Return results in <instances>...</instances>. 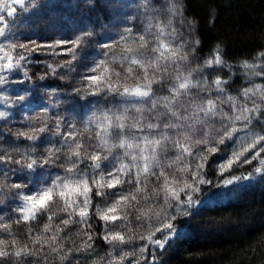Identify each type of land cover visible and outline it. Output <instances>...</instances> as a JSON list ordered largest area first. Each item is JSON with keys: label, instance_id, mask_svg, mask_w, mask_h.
<instances>
[{"label": "trees", "instance_id": "obj_1", "mask_svg": "<svg viewBox=\"0 0 264 264\" xmlns=\"http://www.w3.org/2000/svg\"><path fill=\"white\" fill-rule=\"evenodd\" d=\"M25 3L32 5L27 12L19 5H14L12 8H16V13L13 16L9 17L6 12L2 14L9 26L14 25L15 36L22 41L29 37L45 43L74 40L85 28L91 29L94 35L85 38L86 42L76 49V60L71 65L74 71H68V65L60 66L72 57L68 49L57 47L41 49L32 55L33 63L28 64L25 69L30 80L25 79L19 70L2 74L7 76V82L0 90L8 91L9 102L6 117L0 118V153H7L14 159L22 156L40 159L49 149L59 151L54 152V164L38 168L34 173H29L26 169L23 173L6 172L4 169H11L13 165H0V187L19 182L26 185L24 191H27L50 187L58 177L74 178V174L66 172V168L71 166L75 157L69 160L66 155L68 148H60L65 142L53 131L56 123L59 121L62 129L78 133L77 139L87 147L89 136L97 131L95 125L101 114L109 108L119 107L120 98L106 96L103 92L96 96L87 95L83 91V77L102 74L101 64L106 63L110 68L121 72V83H138L135 75L139 70L133 77H128L119 62L123 61L127 67L125 57L139 56L142 53L156 54L148 53L146 49L128 53L124 51V44L135 47L133 38L144 32L149 18H152V23L164 20L165 13L161 6L165 3H174L179 9L180 14L173 18V24L189 44L196 39L200 41L196 50L197 59L190 57L191 65L185 67V72L210 58L213 50L218 47L228 66L211 70L214 75L209 76V82L216 76L226 80L227 95L236 97L241 102L243 97L240 94L245 88L255 85L264 87V76L252 75V69L243 67L244 63L264 66V55H261L264 53V0H151L149 6H154L155 11L148 12L142 6V0H95L92 7L87 5V0H25ZM108 3L117 4L118 7L106 8ZM185 20L194 24L195 31L188 29ZM128 29L131 30L129 39L123 41L122 37L127 34ZM148 38L155 43L154 35H146V39ZM164 39L167 40V36ZM104 42L116 46L101 48L99 45ZM47 65H52L56 73L51 74ZM91 67H96L98 72H91ZM135 67L133 66L134 69ZM259 70V67L255 69L257 72ZM199 75L200 73H194L193 78H198ZM41 76L44 78L40 79ZM115 79L113 76V80ZM176 83L174 79H169L162 85H153L154 95L157 98L168 96L169 88ZM77 88L81 91L77 92ZM21 95L25 97L24 101L17 99ZM196 99L199 101L200 97ZM223 108L230 113L228 104H224ZM160 111L164 109L161 108ZM135 115L134 112L129 113V116ZM86 125L88 131H85ZM44 126L48 132L35 142L16 135L30 128ZM216 126L219 127V124ZM253 126H256V121H253ZM95 142L99 143L98 140ZM33 144L37 146L33 147ZM231 144V141L226 140L225 144L219 145L216 153L208 155L202 169V178L210 183L193 185L199 191L191 193L196 203L190 207L185 208V192L189 190L180 189L184 188V181L192 182L191 172L181 173L176 170L183 167V164L165 169L170 179L175 175L176 183L169 187L180 197L179 203L170 200L166 206L167 216L174 218L165 222L173 224L174 234L164 229V224L147 211L149 207L154 211L165 207L163 192L152 196L160 186L155 178L150 179L146 187L151 199L145 200L142 194L137 193V201H132L130 207L121 206L117 214L127 213V221L117 220L109 227L132 235L134 238L128 244L110 245L104 241L102 237L105 222L91 213L88 221L91 228L75 221L69 225L62 224L66 213L62 211L63 201L60 199H56L46 213H38L35 219L24 221L18 209L21 199L13 195L15 190L5 188V194L0 199V241L6 243L0 244V249L15 251L27 245L38 254L22 255L20 258L0 257V264H118L124 252L129 255L123 259L122 264H136L137 261L138 264H264V173L244 183L224 184L226 180L233 181L237 177L256 174L254 169L262 167L259 161L264 159V153L251 163H243L252 154V151H248L230 167L225 161L222 170L218 161L223 160L226 155L230 158V153L225 149L230 148ZM88 150L91 151L90 148ZM174 155L171 151L167 154L169 158ZM112 159L109 156L108 161L101 163L112 167ZM122 161L131 163L127 156H122ZM88 163L90 162L85 161L75 169V173H79L82 179L93 175L94 170L87 166ZM115 163L119 166L120 161ZM195 179L199 180L200 176ZM134 188V184L125 183L122 190L128 194L134 192ZM111 191L113 190L105 189L109 194L100 198L95 196V189L93 190L92 212L97 205L104 208L113 202ZM209 196L213 197L209 199ZM67 198L71 202L76 196L67 195ZM185 211L187 214H184ZM141 213L151 218L138 220L136 217ZM49 216L52 217L51 221ZM75 220H79V217L76 216ZM46 225L49 228L47 232L44 231ZM157 228L164 231H156ZM85 231L92 233L91 248H84L87 239ZM165 232L169 238L163 247L151 242L162 239ZM54 236L55 240L52 239ZM37 237L41 238L40 243L36 242ZM12 241H16L15 248ZM62 256L65 258L61 259Z\"/></svg>", "mask_w": 264, "mask_h": 264}, {"label": "snow or ice", "instance_id": "obj_2", "mask_svg": "<svg viewBox=\"0 0 264 264\" xmlns=\"http://www.w3.org/2000/svg\"><path fill=\"white\" fill-rule=\"evenodd\" d=\"M14 3L25 12L28 7L32 6L31 4L26 5L25 0H14ZM94 3L95 0H87L89 7H92ZM150 3L151 0H142V6L146 12L155 11L154 6H149ZM105 7L115 9L118 5L108 3ZM161 7L165 13L164 20L152 23V18H149L144 32L133 38L135 47L127 43L124 44V51L128 53L146 49L148 53L156 54L142 53L139 56L125 57L124 59L128 61L127 67L123 61L119 62L121 69L126 72L128 77H133L134 73L139 70L135 75L138 83L134 85L121 83V72L110 68L106 63L101 64L102 74L83 77L85 81L83 91L87 95L96 96L103 92L106 96L112 95L114 98H120L119 107L109 108L101 114L95 125L97 131L89 136L87 147L84 142L77 139L78 133L62 129L59 121L56 123L53 131L60 136L61 141L65 142L60 145V148H68L66 155L69 160H73L75 157L71 166L66 168V172L73 173L74 178L58 177L50 187L35 190L36 194H32V189L24 191L26 185L19 182L0 187V199L3 198L5 188H7L15 190L13 195L23 200L24 215L22 219L24 221H28L30 218L35 219L38 213H46L51 204L55 203L56 199H60L63 201L62 211L66 213V218L61 221L62 224L69 225L75 221L81 226L91 228L88 221L91 219V215H95L105 222L102 237L104 241L110 245L128 244L134 237L127 233L117 232L109 225L115 224L117 220L127 221V213L123 215L117 213L121 206L130 207L132 201H137V193L142 194V198L145 200L152 198L148 195L146 187L149 180L155 178L160 186L152 196H158L160 192H163L165 207L159 211H154L149 207L147 211L152 213L158 222L164 224V229L174 234L173 224L165 222L174 218L167 216L166 206L170 200L179 203L180 197L169 187L170 184L176 183V177L173 174L170 179L169 173L165 171L166 168L173 169L178 164H183V167L176 170L181 173L191 172L192 182L184 181V188L180 189L181 191H184L185 188L189 190L185 192L187 197L185 208H187L196 203L191 193L198 192L199 188L193 185L210 183L202 178V169L208 155L216 153L219 145L225 144L226 140L232 142L231 147L225 149L230 153V158L226 155L223 160L218 161L222 170L225 167V161L230 167L233 162H238L240 156L248 151H252V154L244 159L243 163H251L252 160L259 158L261 153H264V115H262L264 113V87L255 85L245 88L240 94L243 97V102H241L236 97L227 95L225 85L228 82L226 80L216 76L209 82V76L214 75L211 70L228 66L218 47L213 50L210 58L203 60L201 64H196L191 71L185 72V67L191 65L190 57L197 59L196 50L200 41L196 39L189 44L183 34L178 32L173 24V18L180 13L174 3L171 5L165 3ZM14 13H16V8L8 11L7 15L11 17ZM184 23L188 25L189 30L195 31L193 23L187 20ZM13 29L14 25L9 26L8 22L0 17V38H3L0 39V84L7 82V76L2 74H10L14 70H19L25 79L30 80L31 77L25 70L26 66L33 63L32 55L41 49L57 47L68 49L72 58L60 66L68 65L67 70L74 71L75 69L71 65L76 60V49L86 42L85 38H91L94 35L91 29L85 28L81 35L74 40L45 43L31 37L22 41L15 36ZM130 34L131 30L128 29L122 40L128 41ZM149 34L156 37L154 44L150 38L146 39V35ZM165 36H167V40L164 39ZM99 46L110 49L116 45L104 42ZM55 54L59 55L60 53ZM133 66H136L135 69ZM243 67L252 69V75L264 76V66L244 63ZM257 67L260 68L258 72L255 71ZM47 69L51 74L56 73V69L52 65H47ZM90 71L96 73L98 69L91 67ZM194 73H200L199 77L194 79ZM113 76L116 78L115 80H113ZM43 78V76L40 77V79ZM169 79H174L177 83L169 88L168 96L157 98L153 92V85H162ZM75 90L81 91L79 88ZM213 93L216 95L213 96ZM197 97H200L199 101H197ZM17 99L24 101L25 97L21 95ZM224 104H228L231 114L224 111ZM161 108L164 111H160ZM130 112H134L136 115L129 116ZM6 115V112L0 111V118H4ZM253 121H256V126H253ZM91 122V118H89V123ZM217 123L219 127L216 126ZM85 131H88L87 125ZM46 132L48 129L44 126L30 128L28 131H21L16 135L35 142L40 140ZM97 140L99 143L95 142ZM32 146L36 147L37 145L33 144ZM194 149L196 150L194 151ZM58 151L59 149H49L47 154L42 155L40 159L23 156L20 159H14L7 153H0V165H13L11 169L5 168L6 172L23 173L26 169L29 173H34L38 168L43 169L45 165L54 164L56 162L53 159L54 152ZM170 151L175 153L173 158L167 156ZM113 153H115L114 156ZM109 156L113 157L110 161L112 167L101 163L108 161ZM122 156L130 157L131 163H123ZM56 158L58 159V156ZM85 161L90 162L87 166L94 170L93 175L88 179H82L79 177V173H75L79 164L85 163ZM116 161H120L119 166H116ZM259 162L261 166H264V159H260ZM254 171L260 173L261 168H255ZM197 176H200L199 180L195 179ZM243 178L248 179L247 176ZM236 179H240V177ZM125 183L134 184V192L125 194L122 190ZM232 183V180L224 181L225 185ZM94 189L95 196L100 198L109 194L105 192V189L113 190L110 195L114 199L104 208L97 205L95 211L92 212ZM70 191L76 193V199L71 202L67 198V193ZM213 196H209V199ZM117 197L118 199H115ZM184 214L187 212L185 211ZM76 216L79 217V220H75ZM136 218L140 220L151 217L141 213ZM48 219L51 221L52 217L49 216ZM5 227L8 226L5 225ZM164 229L157 228L156 231H164ZM48 230L46 225L44 231ZM84 235L87 237L84 248H91L92 233L85 231ZM168 238V233L165 232L162 239L151 242L163 247ZM40 239L37 237L36 242L40 243ZM52 239L55 240L56 237L54 236ZM5 243V241H0V244ZM15 245L16 241H12L13 248ZM36 254L38 252L30 249L27 245L15 251L0 249V257L20 258L22 255ZM70 254L71 252L68 253V255ZM128 255L127 252H124V256L120 258L118 264H122L123 259ZM64 258L61 257V259Z\"/></svg>", "mask_w": 264, "mask_h": 264}, {"label": "rangeland", "instance_id": "obj_3", "mask_svg": "<svg viewBox=\"0 0 264 264\" xmlns=\"http://www.w3.org/2000/svg\"><path fill=\"white\" fill-rule=\"evenodd\" d=\"M14 5H17V4L14 3V0H0V17H3L2 14H4L5 12L7 13L8 11H10L11 8ZM3 85H5V83L0 84V89H1V87H3ZM7 94H8V91H6V90L3 91V89L0 90V111H3V112L6 111V106H7V103L9 102L8 101V97H7ZM263 173H264V166L261 167V172L260 173H256V174L247 176L248 179H244V178L234 179L233 182H235V183H244V182H247V181L256 179L258 176H260ZM35 190H37V189H35ZM35 190H33L32 194H36V191ZM67 195L68 196H72V195H75L76 196V193L70 191V192L67 193ZM22 208H23V200L21 199L19 201V207H18V209H19V213L23 217L24 213H23Z\"/></svg>", "mask_w": 264, "mask_h": 264}]
</instances>
